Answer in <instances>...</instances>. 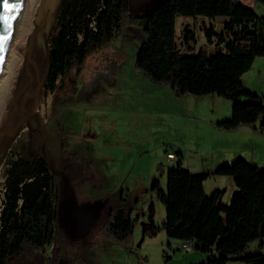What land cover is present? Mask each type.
Listing matches in <instances>:
<instances>
[{
    "label": "rangeland",
    "instance_id": "374dc122",
    "mask_svg": "<svg viewBox=\"0 0 264 264\" xmlns=\"http://www.w3.org/2000/svg\"><path fill=\"white\" fill-rule=\"evenodd\" d=\"M150 4L148 0H140L138 5L128 8L140 13ZM256 4L254 8L246 5L254 9L258 21H262L264 4L259 1ZM36 5L37 0L29 12L24 33L6 41L16 59L7 89L0 95V131L5 129L9 133L14 126L16 128L12 135L0 139V208L10 162L29 152L40 156L41 144L49 164L66 172V193L70 197L78 203L97 200L105 207L128 208L133 222L131 232L116 240L97 231L99 218L91 233L72 239L60 264H200L209 252L195 248L184 251L178 247L179 239L165 235L164 206L151 189V180L156 178L158 187L165 190L166 170L175 164L165 157L166 152L171 151L180 160L181 168L192 173L207 171L202 179L204 193L209 195L217 189L221 194L220 203L228 204L230 198L227 202L224 200L234 184L233 178L212 171L220 164L239 158L264 166V129L259 126L260 119L242 125L241 131H236L237 127H218L217 121L230 118L232 100L215 93H175L163 83L151 82L134 68V54L144 35L136 21L126 18L116 36L83 60L76 86L81 89L80 83L87 82L88 88L52 107V91L45 86L44 75L49 38L58 28L55 11L47 30L42 31L31 48V58L37 63L39 87L24 101L19 123L20 101L36 86L32 66L24 63L21 51L35 25ZM202 18L212 24L217 36L227 19L223 15ZM193 19L182 15L174 18L175 45L181 51H198L206 41L197 28L198 23L192 28ZM186 27L193 29L194 32L189 30L192 36L195 33L192 47L181 40ZM214 40L219 42L220 39ZM245 80L248 83V79ZM257 84L254 87L257 88ZM64 184L65 178L61 176V190ZM150 203L152 221L157 227L152 235L143 232ZM262 239L264 243V237ZM258 243V239L252 240L241 254L264 252V247H258ZM76 249L78 253L74 255ZM39 252L43 259L49 256L50 244L40 246ZM229 261L245 264L239 259Z\"/></svg>",
    "mask_w": 264,
    "mask_h": 264
},
{
    "label": "trees",
    "instance_id": "16d2710c",
    "mask_svg": "<svg viewBox=\"0 0 264 264\" xmlns=\"http://www.w3.org/2000/svg\"><path fill=\"white\" fill-rule=\"evenodd\" d=\"M257 1L264 4V0ZM176 15L227 16L223 31L229 39L221 32L217 36L209 27L204 31L205 40L210 42L215 35L223 42L221 48L210 53L181 51L174 39ZM255 17V11L240 0H159L140 13L131 12L127 0H59L58 28L49 38L44 75V84L52 91V107L82 91L76 78L83 60L116 36L126 18L136 21L144 35L133 58L136 70L175 93H215L232 100L230 118L217 121L218 127L233 129L260 119L264 129V101L246 89L241 78L254 58L264 55V35L256 29ZM188 38L192 35L186 30L181 40L186 43ZM179 165L176 157L166 170L164 191L156 178L150 184L164 206L165 235L191 239L193 248L209 252L200 264H227L230 259L264 264V252L241 254L252 240L258 239V247L263 246L264 166L239 158L214 168V174L232 176L236 186L229 203L223 204L219 190L210 195L203 191L207 171L195 175ZM59 178L36 152L10 162L0 209V264H56L70 245L72 239L61 226L57 207ZM152 215L150 203L143 222V232L150 235L157 230ZM132 226L128 208L106 207L96 229L120 240ZM92 228L95 224L88 234ZM48 243L50 255L43 259L39 248Z\"/></svg>",
    "mask_w": 264,
    "mask_h": 264
},
{
    "label": "water",
    "instance_id": "95a60500",
    "mask_svg": "<svg viewBox=\"0 0 264 264\" xmlns=\"http://www.w3.org/2000/svg\"><path fill=\"white\" fill-rule=\"evenodd\" d=\"M148 1L151 3L150 7H152L154 5H157L159 0H148ZM139 2L140 0H127L128 6L131 7L138 5ZM10 3L15 5L13 8H11V10L7 8L0 9V15L5 17L3 21H0V58L2 55L3 47L7 40V36L9 34L12 18L15 15V12L17 11L20 0H10ZM58 4H59V0H37L35 14L33 18L35 25L30 30L26 38V43L21 50L24 53V63L25 64L30 63L33 68L36 86L31 93H26L20 101L21 118L19 120V123L22 121V109H23L24 100L26 98L32 97L36 93L39 87V81L37 78V68L35 66L34 61L31 58V48L33 43L39 40L42 31L47 30L50 21L54 18L55 11H57L58 9ZM199 50L200 48L198 49V51ZM15 128L16 127L14 126L9 133H6L5 129L0 131V139L3 134L12 135ZM38 152L40 156L43 157L44 160L46 161L49 169L52 172H56L57 169L53 168L49 164L48 159L45 157L41 148V144L38 147ZM200 172L201 171H196L193 173L195 175H198L200 174ZM67 183L68 181L65 178V184L62 188L61 198L58 201L57 207L60 213L59 219L61 226L66 229L67 234L70 238H76L85 234L89 230V227L92 225L93 221H95V219L98 217L102 203L97 200L84 201L79 203L76 202L72 197H70L66 193Z\"/></svg>",
    "mask_w": 264,
    "mask_h": 264
},
{
    "label": "crops",
    "instance_id": "0c3cea01",
    "mask_svg": "<svg viewBox=\"0 0 264 264\" xmlns=\"http://www.w3.org/2000/svg\"><path fill=\"white\" fill-rule=\"evenodd\" d=\"M240 1H242L243 3H245V4H248V6H253V8H254V6H256L257 4H256V1L257 0H247V1H243V0H240ZM254 10V9H253ZM256 13V12H255ZM256 15H257V13H256ZM177 16V15H176ZM175 16V17H176ZM182 16H184V17H192V18H194L193 20H192V28L195 26V24L196 23H198V25H197V28L199 29V30H201V32L203 33V35H204V31L207 29V28H209V27H211L212 28V30H213V27H212V24L210 23V22H205L204 20H203V18L202 17H205V16H202V15H194V16H189V15H182ZM208 19L209 18H212V17H207ZM226 20L224 21V23L226 22V21H228V17L226 16ZM258 18H259V16L257 15V17H255V21H256V23H255V21H254V23H255V27H256V29L258 30V31H261V33H263V35H264V19L262 20V21H258ZM264 18V17H263ZM257 22L258 23H260V26H258L257 25ZM185 24H187V23H185ZM262 27V28H261ZM192 28H190V27H186V30H191V31H193V29ZM185 30V31H186ZM194 32V31H193ZM221 33H223L224 35H223V38L224 39H229V35H227L223 30H221L220 31ZM219 32V33H220ZM191 33V32H190ZM216 38V36L215 35H211V37H210V42L208 43V42H206L205 41V43H202L201 44V50L203 51V52H205V53H210V52H212L213 51V49H219V48H221V46H223V42H218V43H216L215 42V39ZM174 39H175V37H174ZM193 40H195V33L193 34V36H192V38H188L187 39V41H186V45L187 46H189V47H192V41ZM211 45V47H209ZM188 51H193V50H188ZM241 78H242V81H243V84H244V86H246L248 89H250V91H252V92H254V93H257L259 96H261V99L262 100H264V55H258V56H256L255 58H254V60H253V62H252V65H251V67H250V69H248L246 72H244L243 74H242V76H241ZM245 78H247L248 79V83H246L247 81L245 80ZM255 83H258L257 84V88L256 87H254V84ZM246 84H249V85H246ZM242 125H245V124H242ZM242 125H239L238 127H237V129H236V131H241L240 129V127H242ZM245 132H248V131H245ZM238 133V132H237ZM234 189H236V186H235V184H233V186H231V190H230V192L228 193V195L226 196V198H225V200H224V202H227L228 200H229V198L231 199V197L230 196H232L231 195V193L233 192V190ZM212 193V192H211ZM210 193V194H211ZM209 194V195H210ZM220 200H221V194L219 195V202H220ZM262 241H263V239H262ZM256 245H258V244H256ZM262 247H264V243H263V246ZM227 264H230V261H228L227 262Z\"/></svg>",
    "mask_w": 264,
    "mask_h": 264
},
{
    "label": "bare ground",
    "instance_id": "6f19581e",
    "mask_svg": "<svg viewBox=\"0 0 264 264\" xmlns=\"http://www.w3.org/2000/svg\"><path fill=\"white\" fill-rule=\"evenodd\" d=\"M34 1L35 0H20L17 11L12 18L7 38L12 39L14 36L24 33L23 31H25L28 26L29 12L32 9L31 7ZM15 59V53L11 47L7 44L6 46L4 45L0 58V95H3L7 89V83L12 75V67L15 64Z\"/></svg>",
    "mask_w": 264,
    "mask_h": 264
},
{
    "label": "flooded vegetation",
    "instance_id": "af4514ba",
    "mask_svg": "<svg viewBox=\"0 0 264 264\" xmlns=\"http://www.w3.org/2000/svg\"><path fill=\"white\" fill-rule=\"evenodd\" d=\"M35 76V75H34ZM85 83H87V82H81L80 83V86H81V88H82V91L84 90L85 91V89L86 88H88V86H87V84H85ZM27 99V98H26ZM25 99V100H26ZM24 100V101H25ZM24 103V102H23ZM23 114V113H22ZM21 118V117H20ZM5 132H6V130H5ZM4 136H6V134H3L2 135V137H4ZM55 169H57V171L56 172H54V173H56V174H58L60 177L62 176V178H66L67 179V177H66V172L63 170V169H58V168H55ZM61 192H62V190H61ZM61 194V193H60ZM68 194V193H67ZM105 205L104 204H102V206H101V208H100V210H99V214H98V217H97V219L92 223V225H94L95 224V222H97V220L100 218V219H102L101 217H103V214L105 213ZM103 213V214H102ZM91 225V226H92ZM90 226V227H91ZM90 227H89V229H90ZM63 229L65 230V232L67 233V231H66V229L63 227ZM89 231V230H88ZM87 231V232H88ZM86 232V233H87ZM85 233V234H86ZM85 234H83V235H85ZM77 238V237H76ZM71 239H75V238H71ZM66 252V250L63 252V254H62V256H59L58 257V261H57V263L56 264H60L61 263V261L60 260H62V257L64 256V253Z\"/></svg>",
    "mask_w": 264,
    "mask_h": 264
},
{
    "label": "built area",
    "instance_id": "2783aa9c",
    "mask_svg": "<svg viewBox=\"0 0 264 264\" xmlns=\"http://www.w3.org/2000/svg\"><path fill=\"white\" fill-rule=\"evenodd\" d=\"M165 157L170 163L176 162V156L171 151L166 152ZM178 247L184 251L190 250L191 248H193V241L191 239H182L179 241Z\"/></svg>",
    "mask_w": 264,
    "mask_h": 264
},
{
    "label": "snow or ice",
    "instance_id": "6c2138e0",
    "mask_svg": "<svg viewBox=\"0 0 264 264\" xmlns=\"http://www.w3.org/2000/svg\"><path fill=\"white\" fill-rule=\"evenodd\" d=\"M14 6L15 5L10 3V0H0V9L7 8V9L11 10V8H13ZM4 19H5V17L0 15V21H3Z\"/></svg>",
    "mask_w": 264,
    "mask_h": 264
}]
</instances>
